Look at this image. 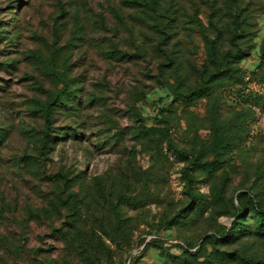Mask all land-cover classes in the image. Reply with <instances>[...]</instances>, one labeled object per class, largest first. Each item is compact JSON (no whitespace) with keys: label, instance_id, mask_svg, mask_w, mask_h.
Returning <instances> with one entry per match:
<instances>
[{"label":"rangeland","instance_id":"374dc122","mask_svg":"<svg viewBox=\"0 0 264 264\" xmlns=\"http://www.w3.org/2000/svg\"><path fill=\"white\" fill-rule=\"evenodd\" d=\"M261 211L264 0H0V264H264Z\"/></svg>","mask_w":264,"mask_h":264},{"label":"trees","instance_id":"16d2710c","mask_svg":"<svg viewBox=\"0 0 264 264\" xmlns=\"http://www.w3.org/2000/svg\"><path fill=\"white\" fill-rule=\"evenodd\" d=\"M242 52V51H241ZM242 57H244V56H242ZM213 76H215V74H213ZM206 90V87H201V88H198V89H196L194 92H195V94H196V92L197 93H202L203 91H205ZM48 134H46V137H48L47 136ZM259 221H260V223H261V226H264V212H260L259 213ZM262 236H264V231H261V233H260ZM241 259V258H240ZM257 264V263H255V262H251L250 261V259L249 260H246L245 258H242L241 259V264Z\"/></svg>","mask_w":264,"mask_h":264}]
</instances>
